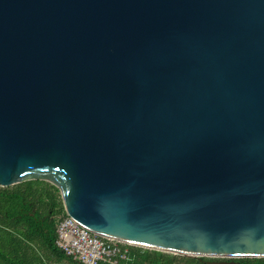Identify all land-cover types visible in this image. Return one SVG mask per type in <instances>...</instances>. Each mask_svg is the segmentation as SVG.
Listing matches in <instances>:
<instances>
[{
  "label": "water",
  "instance_id": "1",
  "mask_svg": "<svg viewBox=\"0 0 264 264\" xmlns=\"http://www.w3.org/2000/svg\"><path fill=\"white\" fill-rule=\"evenodd\" d=\"M94 235L264 258V0H0V187Z\"/></svg>",
  "mask_w": 264,
  "mask_h": 264
},
{
  "label": "trees",
  "instance_id": "2",
  "mask_svg": "<svg viewBox=\"0 0 264 264\" xmlns=\"http://www.w3.org/2000/svg\"><path fill=\"white\" fill-rule=\"evenodd\" d=\"M64 216L58 190L45 181L0 187V264H81L55 245L56 225ZM212 260L216 259L128 247L126 259L119 264H205ZM224 261L264 264V258Z\"/></svg>",
  "mask_w": 264,
  "mask_h": 264
},
{
  "label": "built area",
  "instance_id": "3",
  "mask_svg": "<svg viewBox=\"0 0 264 264\" xmlns=\"http://www.w3.org/2000/svg\"><path fill=\"white\" fill-rule=\"evenodd\" d=\"M56 234V247L81 264H119L126 259L128 247H134L94 235L66 215L57 223Z\"/></svg>",
  "mask_w": 264,
  "mask_h": 264
},
{
  "label": "flooded vegetation",
  "instance_id": "4",
  "mask_svg": "<svg viewBox=\"0 0 264 264\" xmlns=\"http://www.w3.org/2000/svg\"><path fill=\"white\" fill-rule=\"evenodd\" d=\"M225 262V261H224Z\"/></svg>",
  "mask_w": 264,
  "mask_h": 264
}]
</instances>
